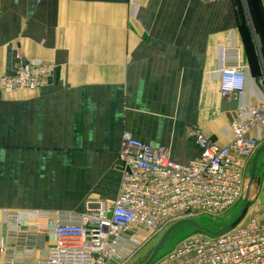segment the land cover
<instances>
[{
  "label": "crops",
  "instance_id": "crops-1",
  "mask_svg": "<svg viewBox=\"0 0 264 264\" xmlns=\"http://www.w3.org/2000/svg\"><path fill=\"white\" fill-rule=\"evenodd\" d=\"M257 1L264 20V0ZM134 3L0 0V78L24 59L56 65L39 89L0 91V241L8 233L6 209L111 206L124 133L188 163L201 153L190 129L227 145L238 107L263 97L264 70L250 60L249 50L257 51L243 0ZM229 45L249 70L245 94L225 98L217 69L219 49Z\"/></svg>",
  "mask_w": 264,
  "mask_h": 264
},
{
  "label": "built area",
  "instance_id": "built-area-1",
  "mask_svg": "<svg viewBox=\"0 0 264 264\" xmlns=\"http://www.w3.org/2000/svg\"><path fill=\"white\" fill-rule=\"evenodd\" d=\"M218 59L222 96H243L249 67L242 64L240 49L222 46ZM55 70L51 62L20 65L14 75L0 78V91L39 89ZM188 135L201 153L179 163L168 148L124 133L119 152L122 177L111 206L98 200L87 202L81 212L4 210V264H125L170 222L226 213L243 200L251 159L264 143V95L238 107L228 125L227 145H218L200 129H190ZM256 198L224 233L186 238L168 259L172 264H264V177L253 183L249 202Z\"/></svg>",
  "mask_w": 264,
  "mask_h": 264
},
{
  "label": "rangeland",
  "instance_id": "rangeland-1",
  "mask_svg": "<svg viewBox=\"0 0 264 264\" xmlns=\"http://www.w3.org/2000/svg\"><path fill=\"white\" fill-rule=\"evenodd\" d=\"M243 11L247 15L249 21H251L250 23H251L252 31L254 33L253 34L254 38H253V41L250 42V46L253 50L256 49L257 52H255L254 56L257 59V63L262 64V67L264 70V59H263L264 53L261 49L262 47H261L259 35L257 33L256 24L253 19L254 16H253L252 9L250 7V0H243ZM258 152L251 159L249 169H248V178H249L251 169L253 167V164H254V161H255V158ZM262 154L263 152L258 155L257 170L255 173V178L259 181H261L264 177V165L261 164V160H260ZM256 197H258V194H256ZM256 202H257V198L253 199L251 202H248V205L250 203L251 205H253ZM241 204H242V201L236 206L232 207L229 211H227L224 214H220L216 216L202 214L198 216H189V217L179 218V219H176L170 222L169 225H167L161 232L155 235L154 238L150 242L145 243L141 249H139L131 258H129L126 261L127 263L125 264H145L149 260V258L152 256L156 247L161 243L167 231L169 233L168 235H166L164 241L162 242L160 250L154 257L153 262L151 264L161 259H168V255L171 253V251L175 249V247L181 241L191 236H196L200 233H205L187 222H181L174 227H173V224L180 222L181 220L185 218L187 219L189 218V219H193L199 222L200 224L208 227L209 229L213 231H217L236 218V216L239 214V211L241 209Z\"/></svg>",
  "mask_w": 264,
  "mask_h": 264
},
{
  "label": "water",
  "instance_id": "water-1",
  "mask_svg": "<svg viewBox=\"0 0 264 264\" xmlns=\"http://www.w3.org/2000/svg\"><path fill=\"white\" fill-rule=\"evenodd\" d=\"M27 60H23V65L27 64ZM264 150V148L262 147L253 164V167L251 169L250 175H249V180H248V184L246 187V192H245V196L242 200V204H241V209L239 211V214L236 216V218L234 220H232L231 222H229L228 224H226L225 226H223L221 229L217 230V231H213L211 229H209L208 227L200 224L199 222L193 220V219H183L180 222H177L175 224H173V227L176 226L177 224L181 223V222H187L189 224H191L192 226L196 227L197 229L203 231V232H207V233H211V234H222L224 233L226 230H228L229 228H231L234 224H236L243 216V214L245 213V210L247 208L248 202L250 200V196H251V191H252V186L253 183L255 181V173H256V169H257V162H258V155L260 154V152H262ZM168 231L166 232L164 238L162 239L161 243L156 247V249L154 250L152 256L149 258V260L145 263V264H151L153 262L154 257L156 256V254L158 253V251L160 250V247L162 245V242L164 241L166 235H168Z\"/></svg>",
  "mask_w": 264,
  "mask_h": 264
},
{
  "label": "trees",
  "instance_id": "trees-1",
  "mask_svg": "<svg viewBox=\"0 0 264 264\" xmlns=\"http://www.w3.org/2000/svg\"><path fill=\"white\" fill-rule=\"evenodd\" d=\"M250 7L252 9L254 17H256L255 18L256 25L258 28L259 38H260V42L262 44V49H263V53H264V20L262 18L261 9L258 5V1L257 0H250ZM248 47H249V45H248ZM249 56H250V60L252 62L254 61L255 65H256L257 59L255 58V56L253 55V53L250 50H249Z\"/></svg>",
  "mask_w": 264,
  "mask_h": 264
}]
</instances>
